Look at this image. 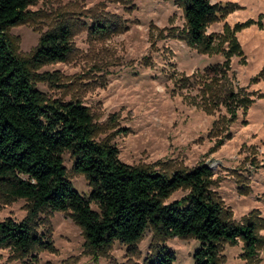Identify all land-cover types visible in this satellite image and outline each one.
I'll return each mask as SVG.
<instances>
[{"label":"rangeland","instance_id":"rangeland-1","mask_svg":"<svg viewBox=\"0 0 264 264\" xmlns=\"http://www.w3.org/2000/svg\"><path fill=\"white\" fill-rule=\"evenodd\" d=\"M176 1L38 0L28 7V22L10 28L7 35L17 55L28 58L43 33L61 23L71 24L72 50L67 59L31 69L41 75L34 85L45 99L78 101L88 107L95 140L115 145L118 159L126 164H158L155 169H163V163L186 168L207 164L211 188L231 219L255 220L256 233L264 238V96H253L264 94V0H210L238 7L207 28L223 48L226 35L217 34L225 26L233 32L238 47L225 48L221 54L198 53L176 38L184 28ZM100 16L104 23H91L92 17ZM224 62L227 89L233 85L250 98L234 111L230 135L216 148L220 138L209 131L227 111L222 104L210 112L191 104L188 98L197 95L200 83L190 79L182 86L185 80L180 77L213 74ZM62 158L69 180L86 196V180L72 171L68 153ZM186 193L178 189L166 202ZM27 203L0 199V218L22 220ZM38 217L37 228L47 235L52 250L23 257L0 246V264H145L151 245L158 241L153 228H148L133 247L115 241L105 250L93 249L68 213L44 210ZM160 244L173 252V264H193L199 246L194 238L178 237ZM219 262L264 264V244L249 259L243 256L242 242L222 244Z\"/></svg>","mask_w":264,"mask_h":264},{"label":"trees","instance_id":"trees-1","mask_svg":"<svg viewBox=\"0 0 264 264\" xmlns=\"http://www.w3.org/2000/svg\"><path fill=\"white\" fill-rule=\"evenodd\" d=\"M37 1L0 0V199L4 203L19 199L28 202L22 220L0 218V246L23 257H33L36 250H52L51 241L39 231L36 221L41 211L51 210L68 213L81 229L85 244L93 249L105 250L115 241L133 247L148 228H153L158 241L151 245L145 264H173V252L160 244L170 237L198 240L193 264H220V246L239 241L244 258H252L264 244V238L256 233V221L247 217L236 223L231 219L211 188L212 172L207 164L186 168L163 163V169H155L158 164H126L118 159L115 145L95 140V123L88 107L78 101L45 99L34 85L36 76L41 75L31 69L65 61L72 50L73 29L71 24H58L39 37L30 57H19L7 32L28 22V7ZM176 3L184 18L183 34L176 38L185 40L198 53L236 50L230 28L225 26L217 34L226 35L224 48L207 28L237 6L210 0ZM90 21L97 25L105 22L101 16ZM227 75L224 62L216 65L213 74L197 72L180 77L185 80L182 86L190 79L200 83L197 95L188 98L191 104L206 112L222 104L227 111L209 131L212 137L220 138L216 148L221 138L230 135L234 111L250 98L232 89L233 85L227 89ZM253 96L264 94L254 92ZM64 153L71 159L72 171L86 180V196L69 180ZM178 189L187 193L166 202Z\"/></svg>","mask_w":264,"mask_h":264}]
</instances>
